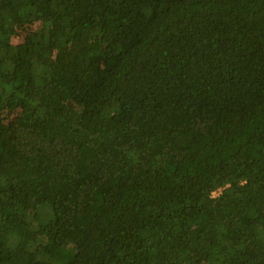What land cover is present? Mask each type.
I'll return each instance as SVG.
<instances>
[{
	"label": "trees",
	"instance_id": "trees-1",
	"mask_svg": "<svg viewBox=\"0 0 264 264\" xmlns=\"http://www.w3.org/2000/svg\"><path fill=\"white\" fill-rule=\"evenodd\" d=\"M0 264H264V0H0Z\"/></svg>",
	"mask_w": 264,
	"mask_h": 264
},
{
	"label": "rangeland",
	"instance_id": "rangeland-1",
	"mask_svg": "<svg viewBox=\"0 0 264 264\" xmlns=\"http://www.w3.org/2000/svg\"><path fill=\"white\" fill-rule=\"evenodd\" d=\"M40 71H41V70L39 69L38 73H40ZM39 82H40V80H39V79H37V83H39Z\"/></svg>",
	"mask_w": 264,
	"mask_h": 264
},
{
	"label": "built area",
	"instance_id": "built-area-1",
	"mask_svg": "<svg viewBox=\"0 0 264 264\" xmlns=\"http://www.w3.org/2000/svg\"><path fill=\"white\" fill-rule=\"evenodd\" d=\"M216 196V195H215Z\"/></svg>",
	"mask_w": 264,
	"mask_h": 264
}]
</instances>
